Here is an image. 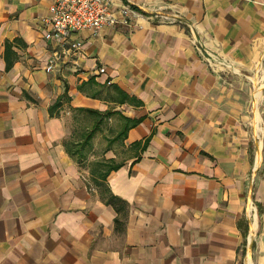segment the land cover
I'll use <instances>...</instances> for the list:
<instances>
[{
	"label": "crops",
	"instance_id": "0c3cea01",
	"mask_svg": "<svg viewBox=\"0 0 264 264\" xmlns=\"http://www.w3.org/2000/svg\"><path fill=\"white\" fill-rule=\"evenodd\" d=\"M53 2L0 0V264H264V0Z\"/></svg>",
	"mask_w": 264,
	"mask_h": 264
},
{
	"label": "built area",
	"instance_id": "2783aa9c",
	"mask_svg": "<svg viewBox=\"0 0 264 264\" xmlns=\"http://www.w3.org/2000/svg\"><path fill=\"white\" fill-rule=\"evenodd\" d=\"M112 4V0H54L48 18L53 32L47 33L46 38H65L71 33L86 29L98 32L106 25H114L116 20L113 16ZM121 11L127 16L129 8L123 5ZM72 47L78 49L79 43H73ZM197 49L203 53L209 66L221 69L231 67L229 61L206 50L202 43H197ZM46 69L50 71L52 64ZM100 72H105V69L102 68Z\"/></svg>",
	"mask_w": 264,
	"mask_h": 264
},
{
	"label": "trees",
	"instance_id": "16d2710c",
	"mask_svg": "<svg viewBox=\"0 0 264 264\" xmlns=\"http://www.w3.org/2000/svg\"><path fill=\"white\" fill-rule=\"evenodd\" d=\"M6 46L9 47V44H7ZM59 103H60V100L58 102H56L55 105H59ZM90 112L97 117V120L95 121L92 129L89 130L88 132H86V134L84 135V140L82 142V147H84L86 144L89 143V141L93 137L94 133L100 128V125H101V123L103 121V118L108 116V114H101V113H99L97 111H90ZM129 123H130L131 126H133V125L136 124V121H129ZM147 142H148V140L145 141V145L147 144ZM137 145L138 144H135V146H137ZM98 165L105 167V169L103 171H99V173H98V176L101 179H106V177L108 176V174L112 170H116V169H118L121 166V164L116 163V162H114L112 160H109V161H106V162H99Z\"/></svg>",
	"mask_w": 264,
	"mask_h": 264
},
{
	"label": "rangeland",
	"instance_id": "374dc122",
	"mask_svg": "<svg viewBox=\"0 0 264 264\" xmlns=\"http://www.w3.org/2000/svg\"><path fill=\"white\" fill-rule=\"evenodd\" d=\"M102 139V138H101ZM97 148L98 151H102L104 148H105V142L104 140H98L96 143H95V146Z\"/></svg>",
	"mask_w": 264,
	"mask_h": 264
}]
</instances>
